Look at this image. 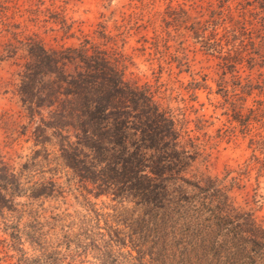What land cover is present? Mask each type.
Listing matches in <instances>:
<instances>
[{"label": "rangeland", "instance_id": "374dc122", "mask_svg": "<svg viewBox=\"0 0 264 264\" xmlns=\"http://www.w3.org/2000/svg\"><path fill=\"white\" fill-rule=\"evenodd\" d=\"M31 39L49 51H102L131 89L184 119L180 138L159 140L133 98L96 102L106 93L99 82L84 97L56 73L35 74ZM78 63L64 71L76 74ZM80 119L99 150L78 143ZM256 134L264 136L258 0H0V264H264ZM75 153L84 171L95 160L99 175L111 154H136L138 177L158 196L92 182L70 164Z\"/></svg>", "mask_w": 264, "mask_h": 264}, {"label": "trees", "instance_id": "16d2710c", "mask_svg": "<svg viewBox=\"0 0 264 264\" xmlns=\"http://www.w3.org/2000/svg\"><path fill=\"white\" fill-rule=\"evenodd\" d=\"M258 3L264 13V0H258ZM3 8L5 9L6 7L3 6ZM25 45L33 60V63L30 64L28 68L34 71L35 74L56 73L63 81L74 87L75 91L71 93L84 97H86L87 94L86 90H84L85 87L99 82L98 84L102 86L106 93H98V95H96V102L104 104V102L109 99L118 98L119 96L127 99L133 98L135 99V104H137L136 108L140 113L138 118L152 124L151 126L154 128L155 134L158 135L159 140L168 138L177 141L180 138L185 128L184 119L175 117L170 109L162 108L148 91L139 90L138 87L131 89L123 80V69L119 68V65L111 63L102 51L94 49L93 54H90L89 48L87 47L81 49L66 47L60 51H49L40 42L33 39L26 42ZM8 46V52H12L14 48H16L13 47V45ZM76 62H80L75 64V68L77 66L79 70L76 74L64 71L65 68ZM250 112L252 118L261 116V114H258L257 109L250 108ZM76 116L78 118L80 117L79 115ZM91 117L92 120L101 118L98 113L92 114ZM235 119L240 121L246 130H251L250 119L243 118L242 115H240V117H235ZM78 124L77 126H80V130L83 131V135H81V138L79 137L80 141L78 143L86 147L94 148V150H99L100 147L97 145V140H95V138H91L90 140L87 136L88 124L82 119L78 121ZM121 124L122 122L118 120L117 126ZM102 135H104V133L100 134L101 137ZM154 142V147L160 150L159 141H157L155 137ZM251 143L257 148H264V136L256 134L255 137L251 139ZM135 155L136 154H133L131 158H125L111 154L107 167L104 168L105 172L102 173V175H99L95 169L97 166L95 165V160L91 161L92 168H88L86 169L87 171H84V167H82L83 162L76 153L74 155H67V158L70 160V164L77 173L81 174V172H84L88 174L85 177L92 182H96V180L99 179L106 184L119 186L128 183L130 184V189L140 196H148L150 198L157 197L158 195L155 190L157 189V185L150 184L149 181H143L138 177L139 172L143 169L140 159H137ZM133 159L137 160V162L133 161ZM116 165H121L122 167L116 168ZM262 167H264V163ZM153 173L158 174L155 171H153ZM249 221L254 223L252 218H249ZM250 222L248 226L252 236L251 240L256 243L257 241L254 240L256 231L251 227ZM259 230L261 231V235L257 233V236H260V238L264 240V228L259 226Z\"/></svg>", "mask_w": 264, "mask_h": 264}]
</instances>
